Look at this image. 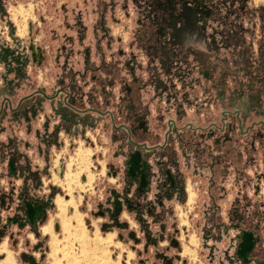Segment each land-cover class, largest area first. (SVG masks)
<instances>
[{
  "label": "rangeland",
  "instance_id": "374dc122",
  "mask_svg": "<svg viewBox=\"0 0 264 264\" xmlns=\"http://www.w3.org/2000/svg\"><path fill=\"white\" fill-rule=\"evenodd\" d=\"M1 1L0 264H264V0Z\"/></svg>",
  "mask_w": 264,
  "mask_h": 264
},
{
  "label": "water",
  "instance_id": "95a60500",
  "mask_svg": "<svg viewBox=\"0 0 264 264\" xmlns=\"http://www.w3.org/2000/svg\"><path fill=\"white\" fill-rule=\"evenodd\" d=\"M146 147V146H145ZM9 170L12 174L15 173V169L13 168V162L12 160H9ZM127 174L132 179H137L139 188L138 191L143 192L145 187L148 185V173L146 170L145 162L142 160L141 154L139 151H133L132 154H130L129 158L127 159ZM170 177V175H169ZM36 204H32L30 202L26 203L25 205V213L28 219H30V223L32 224L33 219H37L36 215H34V210ZM40 207V206H39ZM115 214H119L121 211V205L119 202L115 203ZM41 213V209H40ZM255 241H254V235L252 232L249 231H242L241 233V241L238 244L237 249V256L238 258L242 259V257L246 256V260L251 253L253 247H254ZM243 260V259H242ZM243 260V261H246ZM31 264H36L34 261Z\"/></svg>",
  "mask_w": 264,
  "mask_h": 264
},
{
  "label": "flooded vegetation",
  "instance_id": "af4514ba",
  "mask_svg": "<svg viewBox=\"0 0 264 264\" xmlns=\"http://www.w3.org/2000/svg\"><path fill=\"white\" fill-rule=\"evenodd\" d=\"M5 8H6L5 4L0 0V17H1V19H5L8 16V14H9L12 17V19L15 20V16L16 15H15L12 7L10 9H5ZM175 22H176V18L172 16L170 24L173 25V28H174V30H175V32L177 34V37H178L179 41H182L184 43H186V42L189 43L191 41H194V43H196L198 45H202L204 43L205 34L199 32V31L197 32L196 30H194V28H193L192 31H190V33L186 32V28H183V29L176 28L175 27L176 26ZM31 27H32L31 23H28L27 24V28H28V30H30V32H31ZM3 46L7 47L6 44H3ZM27 48H28L27 50H28V54H29L30 60L32 62L40 63L42 61V58H43L41 49L39 47H37L35 44H33L31 41L28 42ZM142 128H143V122L139 121L137 126L135 127V130H140ZM80 150H82V149H79V151ZM61 168H62V165H59L58 166V170L61 171L60 170ZM145 173H146V170H145ZM169 175H170V173H169ZM170 178H172L171 175H170ZM193 197H194V194L191 191H189V197L188 198H189L190 202L193 200ZM68 199H65V200H68ZM32 206H33V204H32ZM39 206L42 207L41 213L37 212V208ZM34 208H35L34 215H36L37 219H33L31 221L32 222V224H31L30 223V219H28L26 217V220L31 225L37 224L41 220V218L43 217V213H44V208H43V206L41 204L39 205V203H36V206ZM53 222H54V224L52 226V230H53V232L57 233V231L59 230L60 225L58 224L57 220H55Z\"/></svg>",
  "mask_w": 264,
  "mask_h": 264
},
{
  "label": "bare ground",
  "instance_id": "6f19581e",
  "mask_svg": "<svg viewBox=\"0 0 264 264\" xmlns=\"http://www.w3.org/2000/svg\"><path fill=\"white\" fill-rule=\"evenodd\" d=\"M82 151H84V150H80V151H79V154H80L81 157L84 156V152H82ZM83 159H84V158H83ZM67 198H68V197H66L65 199H67ZM59 199H60V198H59ZM72 206H73V205H72ZM59 207H60V210L62 211V209H63V208H62V205H60ZM40 209H42L41 206L37 208V212H40ZM67 210H68V208H67ZM62 221L64 222V224H66V223L68 224V223L70 222L69 219L67 220V219H65V218H63ZM115 259H116V256H115ZM242 259H243V260H246V256L242 257Z\"/></svg>",
  "mask_w": 264,
  "mask_h": 264
},
{
  "label": "crops",
  "instance_id": "0c3cea01",
  "mask_svg": "<svg viewBox=\"0 0 264 264\" xmlns=\"http://www.w3.org/2000/svg\"><path fill=\"white\" fill-rule=\"evenodd\" d=\"M12 162H13V160H12ZM15 164H14V162H13V168L15 169V173L17 172V170H16V168H15V166H14ZM17 166V165H16ZM4 228V227H3ZM11 238H9L8 236L7 237H2V235L0 234V244H5L6 242H8V240H10ZM5 255H3L2 256V259L3 260H5L6 258H7V255H6V252L4 253Z\"/></svg>",
  "mask_w": 264,
  "mask_h": 264
},
{
  "label": "built area",
  "instance_id": "2783aa9c",
  "mask_svg": "<svg viewBox=\"0 0 264 264\" xmlns=\"http://www.w3.org/2000/svg\"><path fill=\"white\" fill-rule=\"evenodd\" d=\"M116 254H117V252H115L114 253V256H113V258L116 256ZM122 264H126V262H125V260L123 259V262H122Z\"/></svg>",
  "mask_w": 264,
  "mask_h": 264
}]
</instances>
